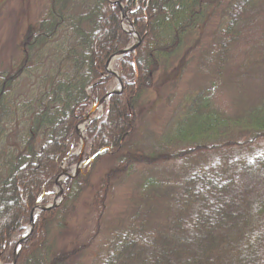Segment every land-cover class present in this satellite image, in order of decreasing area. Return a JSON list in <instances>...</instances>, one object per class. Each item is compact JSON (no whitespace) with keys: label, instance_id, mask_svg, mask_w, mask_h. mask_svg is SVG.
Masks as SVG:
<instances>
[{"label":"trees","instance_id":"1","mask_svg":"<svg viewBox=\"0 0 264 264\" xmlns=\"http://www.w3.org/2000/svg\"><path fill=\"white\" fill-rule=\"evenodd\" d=\"M214 1L49 0L26 30L19 58L0 70V146L7 147L15 132V144L2 152L0 264H73L100 234L111 177L160 158L180 159L177 179L144 180L140 197L131 202L133 212L108 233L92 264H264V79L258 101L242 115L213 106L215 84L186 96L164 136L177 150L124 152L135 129L137 101L184 36L206 22ZM257 1L233 0L227 7L208 52L212 76L224 73L240 26ZM123 15L141 38L134 51L115 59L123 90L87 124L79 173L65 180L58 206L40 211L15 256L33 209L50 203L63 164L80 160L77 125L115 86L107 62L134 41ZM25 77L35 84L20 94ZM105 157L118 163L94 196L91 232L70 251L54 252L51 224L57 222L63 233L71 206ZM160 198L165 209L176 208L163 224L153 223Z\"/></svg>","mask_w":264,"mask_h":264},{"label":"rangeland","instance_id":"2","mask_svg":"<svg viewBox=\"0 0 264 264\" xmlns=\"http://www.w3.org/2000/svg\"><path fill=\"white\" fill-rule=\"evenodd\" d=\"M232 1L215 0L206 22L198 30L188 32L177 52L168 60L164 59L166 62L162 63L154 75L153 85L145 90L137 101V121L135 129L124 145L126 155L131 151L136 154L150 155L162 150L166 153L177 150V146L170 148L164 136L178 117L184 99L214 84L213 106L229 115L245 114L258 101L264 79V0H258L248 10L240 26V35L224 66L226 68L224 73L221 76H212L208 72V52L216 44L217 28ZM48 2L49 0H0V70L8 69L19 58L26 30L40 19ZM125 27L130 30L128 24ZM114 63L115 60L109 68L116 72ZM33 84H35V78L25 77L18 92L27 94ZM117 85L118 82L115 80L113 88ZM102 113L103 108L99 106L97 116ZM14 135L15 132L11 133L7 139V147L9 144H15ZM166 145L169 149H165ZM39 146L40 142L37 144V147ZM7 147L0 146V178L3 176V165L6 162L2 152L8 150ZM77 163L63 164L62 172L74 174ZM117 163L118 160L111 157L102 158L96 163L90 184L71 206L64 223L66 228L63 233L57 229V222L51 224L50 237L54 252L70 251L91 232L94 196L103 181L115 170ZM181 164L180 159L160 158L152 164L136 162L131 170L115 173L111 177V189L106 197L100 234L82 258L73 264L93 263L103 251L108 241V233L117 226L119 221L133 212L131 202L134 198L140 197L139 187L144 180L149 177L175 180ZM65 180L62 181V186ZM58 192L55 186L50 203L57 205L61 203L62 194L58 195ZM163 200L165 199L160 198L159 205L157 200L153 223H165L167 217L176 211L173 206L170 210L162 207ZM39 205L45 206L41 203ZM27 227L19 238L26 233Z\"/></svg>","mask_w":264,"mask_h":264},{"label":"water","instance_id":"3","mask_svg":"<svg viewBox=\"0 0 264 264\" xmlns=\"http://www.w3.org/2000/svg\"><path fill=\"white\" fill-rule=\"evenodd\" d=\"M133 34H134L135 36H137V41H136L132 46L127 47V48L121 50L119 53L115 54L114 57L121 56V55L125 54L126 52L134 51V50L136 49V47H137V46L139 45V43L141 42V38H140V36L138 35V33H137L135 30H133ZM110 63H111V59H109L108 62H107V70L109 71V73H110L111 75L115 76V78H116V79L118 80V82H119V85L117 86V88L113 89L111 92H109L108 94H106V96H104L99 102H97L96 104H94V105L92 106V108L90 109V111L88 112V114L86 115V117L83 119V121H84L85 123H87L88 121L91 120L93 114L97 111V109L99 108V106H101V105H102V104H103V103H104V102H105V101H106L111 95L116 94V93H120V92H122V90H123V84H122V81H121L120 76H119L116 72L111 71V70H109V68H108L109 65H110ZM77 130H78V132H79V134H80V136H81V138H82V145H81V149H80V153H79V155H80V161H79V163L77 164V169H76L75 173H74L73 175H68V174H67V177H66V178H72V177H75V176L78 174V172H79V170H80V167H81V157H82V155H83L84 148H85V140H84V138H83V136H82V133L80 132L79 125L77 126ZM56 185H58V181H56ZM62 191H63V187L60 185V191H59V194H62ZM56 205H57V204L53 203V204L48 205V206H46V207H43V206H37L36 208H38V210H39V212H40V211L43 210V209H50V208L55 207ZM39 212H38V213H39ZM35 220H36V216H34V214H32V215H31V219H30V224H29V225H30V229H29L28 232L24 235V237L19 241V244H21V242H22L23 240H25V239H27V238H29V237L31 236L32 231H33V228H34ZM17 254H18V251L15 252V256H17Z\"/></svg>","mask_w":264,"mask_h":264},{"label":"bare ground","instance_id":"4","mask_svg":"<svg viewBox=\"0 0 264 264\" xmlns=\"http://www.w3.org/2000/svg\"><path fill=\"white\" fill-rule=\"evenodd\" d=\"M84 127H85V123L82 122V123L79 125V129H80V132H81L82 134L84 133ZM66 176H67L66 173H63V174L60 176V178H59V180H58V185H57V187H56V191H59V189H60V185H61L62 181L65 179ZM37 212H38V208L34 210V212H33L34 216L37 215ZM29 229H30V226L27 227V231H28ZM27 231H26V232H27Z\"/></svg>","mask_w":264,"mask_h":264}]
</instances>
